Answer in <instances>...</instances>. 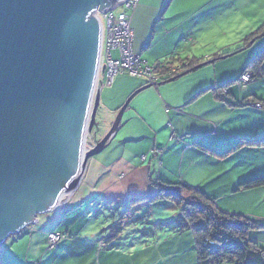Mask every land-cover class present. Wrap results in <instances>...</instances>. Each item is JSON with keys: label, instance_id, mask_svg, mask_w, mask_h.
<instances>
[{"label": "crops", "instance_id": "obj_1", "mask_svg": "<svg viewBox=\"0 0 264 264\" xmlns=\"http://www.w3.org/2000/svg\"><path fill=\"white\" fill-rule=\"evenodd\" d=\"M188 16L191 18V24H183L181 20L177 27L166 30L155 45L150 46L148 42L143 47L141 44L136 54L141 61L150 67L172 59L199 58L210 61L216 59L217 55L243 46L259 29L261 34L238 54L264 38V0H191V12ZM262 42L264 45V39ZM158 45L162 46L161 52L151 63L147 55ZM262 50L247 53L248 58L244 59L241 67L246 61L248 65ZM218 61L205 66L215 65ZM247 65L239 69L241 75ZM249 71L254 73L253 69ZM115 81L107 89L112 88ZM236 81V78L228 77L215 79L210 81V84L191 87L189 95L182 89L174 96V91L162 87L168 83L139 91L148 85L147 82H139L138 86L126 90L124 94L116 95V104L115 108H111V115L119 112L123 107L122 103L139 91L133 96L124 113L125 115L126 112L132 111L134 116L141 117L143 123L139 124L140 121H137L139 131L142 124L155 128L159 117L160 124L166 125V115H170L172 111L178 121L181 119L179 116L185 117L188 126L179 130L177 124L173 128L172 138H177L178 145L182 146L180 150H191L189 171L182 177V181L174 182L175 180L171 181L162 172L157 171V155L148 163L141 159V163L136 165L126 156L124 150L116 152L114 156L111 152L106 153L123 128L122 118L109 146L95 158L89 159L81 183L68 198L66 205L41 215L40 221L37 219V228L47 231L45 233L59 231L67 235L51 253L45 251L46 237L39 252L42 256L39 264H199L195 235L190 230L180 231L174 229V225H169L178 216L177 211L176 217L170 220L158 218L152 223L148 220V211L151 212L155 206L166 203L175 210L171 203L155 199L158 194L156 185L162 183H185L200 188L215 199L222 211L248 216L264 223V213L258 215L252 212L257 206H264V203L261 204L264 202V187L248 190L242 187L243 183L264 176V167L255 162L256 156L264 155V145H240L245 139L252 142L264 141V110L254 105L257 96L251 95L242 99V94L237 95L238 91H234L238 87L234 85ZM224 86H227L225 90H216ZM104 91L105 89L100 94L97 117L102 115L101 111L103 113L101 101ZM242 103L245 105L241 106ZM236 118L239 119L238 122H242L236 129V134H232L229 127L234 126L233 119ZM245 122L249 126L248 129L255 133L244 128ZM105 125L101 124V133L98 136L94 135L97 139L103 138L110 130L111 127ZM219 132L220 139L231 138L230 141H234L233 144L229 142L221 151L214 150L205 142L206 137L211 138V135ZM187 137L191 138L190 144L185 140ZM155 149L157 150L156 147ZM200 157L202 162L197 165ZM203 166L208 168L204 169ZM200 168L201 170H198ZM201 173L210 175L206 183L191 181ZM104 209L107 215L104 214L101 218V211ZM250 235L264 251V229L253 230ZM35 242L37 241L30 235L28 245L31 246ZM40 259L37 258V261Z\"/></svg>", "mask_w": 264, "mask_h": 264}, {"label": "water", "instance_id": "obj_2", "mask_svg": "<svg viewBox=\"0 0 264 264\" xmlns=\"http://www.w3.org/2000/svg\"><path fill=\"white\" fill-rule=\"evenodd\" d=\"M124 1L0 0V252L72 196L89 159L113 140L133 96L154 86L131 95L111 129L92 142L90 134L101 133L98 13Z\"/></svg>", "mask_w": 264, "mask_h": 264}, {"label": "rangeland", "instance_id": "obj_3", "mask_svg": "<svg viewBox=\"0 0 264 264\" xmlns=\"http://www.w3.org/2000/svg\"><path fill=\"white\" fill-rule=\"evenodd\" d=\"M122 12H127V10L122 6L117 7V9L114 11V13L116 14ZM190 12H191V0H140L139 4L137 5L131 17V28L134 32L133 52L135 51L137 52V48L141 44H143V47H145L148 42H150V46L155 45V43L159 41L161 35L164 32H166V30H169L172 27H177L176 25L180 24L181 20H183L182 22L183 24L185 23L191 24V18L189 19L188 16ZM99 14L100 16H103L102 13ZM186 17L188 18L186 19ZM262 39L264 38L257 40V42H255L253 47L248 48V50L240 54H236L234 56L222 59L218 61L215 65L213 64L210 66H203L191 72L190 74L180 78L181 80L177 79L179 81L176 80L175 82L168 83L162 87H168L169 89L174 91L172 94L173 96L175 93L178 94V91L182 89H184V93L189 95V92L191 91V87L202 86L208 83L210 84V81H214L215 79L222 80L225 77H228V78H236L237 80H239L238 77H240L241 75V73H239V69L245 68V66L248 63L246 61L243 67H241L244 59L248 58L247 53H251L252 51L257 53L260 50H262L264 48ZM161 49L162 46L158 45L151 51L150 54L147 55L148 56L147 58L151 63L153 62V58H155L157 54L161 52ZM136 52L134 54H138V52L137 53ZM140 52L141 49L139 53ZM115 78H116L115 85L110 89L106 88L105 91L102 92L101 107L103 106L102 107L103 113L101 111L100 113L102 115H99L97 117V119H99L102 125H105L108 122L105 126H110V127H112V125L114 124L116 117L119 113L117 112L111 115L112 114L111 108H115L114 104H116V95L118 96L121 93L124 94L126 90H130L135 86H138L139 82L148 83V80L145 77L132 76L127 73H120ZM234 85L238 86L234 89V91H236V93L238 91L237 95L239 93L242 94L243 95V98L241 97L242 99L251 95H255L260 99H264V74L259 76V78L255 77L250 84H247L244 87L241 86L238 81ZM234 85H232V87ZM163 96L164 98H166L164 92H163ZM125 101L122 103L121 107L124 105ZM174 111L178 112L179 110L174 109ZM165 112L167 113V111ZM248 114H251V112H248ZM179 117L181 118L180 121H178V118L174 116V113L172 111L170 115H166V119H167L166 125L165 123H163L162 125L160 124V117H159V119H157V125L155 128H150L142 124V127L139 131L137 121L138 122L140 121L139 124L143 123L141 121V117L134 116L132 111L126 112V114L123 116V126H122L123 128L118 132V135L115 138L112 145L107 148L106 153L111 152L113 153L112 156H114L116 155V152L119 151L122 152L124 150V152H126L127 154L126 156L131 158L132 162L136 165H139L141 163L140 162L141 159H143V161L146 160L148 163L151 160V158L157 155L158 163L155 164L157 171L162 172L164 176H167L171 181L174 180H175L174 182L182 181V177L185 176L189 171V167H190L189 163L191 161L190 158L191 150H187L186 152L180 150L182 146L178 145L177 138H172L173 128L176 127L177 124L179 130H181L183 126L184 127L188 126L185 117L183 116H179ZM238 120H239L238 118H236V120L233 119L234 126H232L231 128L229 127L232 134H236V129L242 122V121L238 122ZM254 120L256 121V119ZM248 127L249 126L247 125V122H245L244 128L250 131ZM90 135L92 139L93 134ZM219 136H220V132L218 134L214 133L213 135L210 136L211 138L206 137L205 138V140L207 139L205 141L207 142L206 144L211 146L214 150L221 151L224 150L225 146L226 147L228 146L229 142L230 144H233L234 142L233 139L230 141L231 138L220 139ZM142 137H145V139H141ZM155 139L157 140L156 143H155ZM160 140H162V142H160ZM185 140H187V144H190L189 141L191 142V138L189 139V137H187ZM156 144H161V145L157 146ZM155 147L157 148V150L155 149ZM96 156L92 158H95ZM255 158H257L255 162H258L259 165H262V167H264V155L261 154L260 156H256ZM201 160L202 158L200 157L199 161H197V165L198 162H200ZM203 168L207 169L208 167L203 166ZM198 170H201V168ZM209 178H210L209 174L201 173L195 176L196 180L193 179L191 181L194 183L200 182L201 184L202 183L204 184L206 183V181L209 180ZM66 201L64 203L59 204L55 208V210L63 205L65 206ZM263 203L264 202L262 201L261 204ZM169 205L170 204L165 203V205L153 207L151 212L148 211L150 213V218H148L149 222L150 223L155 222V220L158 218H161L160 220H170V218L176 217L175 216L176 210H174L173 207ZM101 212L103 213V216H100L101 218L104 217V214L107 215L105 209L102 210ZM252 212H255V214L258 215H262L264 213V206L260 207L259 205L255 209H253ZM143 215L144 213L141 214V216ZM40 217L42 216L38 217L39 221L41 220ZM38 225L39 223L37 222L36 224L28 226L19 235H15L9 238L8 241L1 246L0 264L41 263L40 257L42 256L39 252L41 251L42 243L46 240V237H47V243L45 246V251L51 253L53 250L57 248V247L54 249L50 248L48 242L49 233H45L47 231L38 229L37 228L39 227ZM60 228L63 229V226H61ZM30 235L33 236V239H35V241H37L33 243L31 246L28 245ZM37 258L40 260L37 261Z\"/></svg>", "mask_w": 264, "mask_h": 264}, {"label": "trees", "instance_id": "obj_4", "mask_svg": "<svg viewBox=\"0 0 264 264\" xmlns=\"http://www.w3.org/2000/svg\"><path fill=\"white\" fill-rule=\"evenodd\" d=\"M260 30L252 34L243 46L224 52L220 56L217 55L215 62L220 60L222 56L228 58V55L234 56L244 50L256 36L261 34L262 31ZM208 61L199 58L172 59L151 68L160 76V82H167ZM263 64L264 49L249 62L241 77L251 69L254 71V78L261 76L264 74ZM177 66H179L178 72L167 76V73ZM238 82L243 87L247 85L241 84V81ZM227 86L216 88V90H225ZM253 103L264 110V99L255 98ZM252 143L257 144L259 147L264 145V141L252 142L246 141V139L241 141L240 145ZM242 187L246 190L264 187V176L251 179L243 183ZM156 188L158 194L155 199L171 203L178 213L176 219L169 225H174V229L180 231L190 230L195 235L199 264H264V251L250 235L253 230L264 229V223L248 216L222 211L216 204L215 199L209 197L200 188L185 183H162L157 184ZM63 234L66 235V233ZM225 239H231V241L225 244ZM209 241L213 245H210Z\"/></svg>", "mask_w": 264, "mask_h": 264}, {"label": "built area", "instance_id": "obj_5", "mask_svg": "<svg viewBox=\"0 0 264 264\" xmlns=\"http://www.w3.org/2000/svg\"><path fill=\"white\" fill-rule=\"evenodd\" d=\"M140 0H125L116 4L111 10L100 16L102 25V58L97 80V89L101 91L113 85L115 77L120 73H127L132 76L145 77L149 84L160 83V76L153 69L141 61L133 52L134 32L131 28V17ZM124 7L127 12L114 13L117 7ZM131 12V14H130ZM179 66L167 73V76L177 73ZM254 79V74L247 72L241 77V84H248ZM257 107L260 108L259 105ZM66 235L62 232H51L48 235V242L51 249L58 246L65 240ZM231 239H225L228 244ZM210 245H213L209 241Z\"/></svg>", "mask_w": 264, "mask_h": 264}, {"label": "flooded vegetation", "instance_id": "obj_6", "mask_svg": "<svg viewBox=\"0 0 264 264\" xmlns=\"http://www.w3.org/2000/svg\"><path fill=\"white\" fill-rule=\"evenodd\" d=\"M93 138H94V139H93ZM95 139H97V137L93 136V137H92V142L95 141Z\"/></svg>", "mask_w": 264, "mask_h": 264}, {"label": "bare ground", "instance_id": "obj_7", "mask_svg": "<svg viewBox=\"0 0 264 264\" xmlns=\"http://www.w3.org/2000/svg\"><path fill=\"white\" fill-rule=\"evenodd\" d=\"M65 201H66V200H65ZM65 201H64V202H65ZM64 202H63V203H64Z\"/></svg>", "mask_w": 264, "mask_h": 264}]
</instances>
